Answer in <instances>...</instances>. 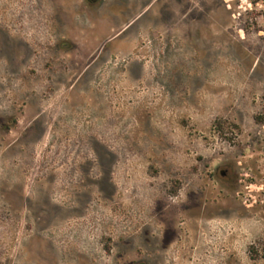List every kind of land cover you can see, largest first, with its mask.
Wrapping results in <instances>:
<instances>
[{"label":"rangeland","instance_id":"374dc122","mask_svg":"<svg viewBox=\"0 0 264 264\" xmlns=\"http://www.w3.org/2000/svg\"><path fill=\"white\" fill-rule=\"evenodd\" d=\"M0 264H264V0H0Z\"/></svg>","mask_w":264,"mask_h":264},{"label":"flooded vegetation","instance_id":"af4514ba","mask_svg":"<svg viewBox=\"0 0 264 264\" xmlns=\"http://www.w3.org/2000/svg\"><path fill=\"white\" fill-rule=\"evenodd\" d=\"M90 1L93 2V3L98 2V0H90ZM226 175H227V173L226 172H223V176L226 177Z\"/></svg>","mask_w":264,"mask_h":264}]
</instances>
